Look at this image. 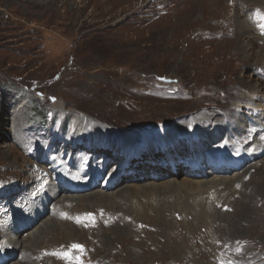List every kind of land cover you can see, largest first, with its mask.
Here are the masks:
<instances>
[{
	"label": "rangeland",
	"instance_id": "rangeland-1",
	"mask_svg": "<svg viewBox=\"0 0 264 264\" xmlns=\"http://www.w3.org/2000/svg\"><path fill=\"white\" fill-rule=\"evenodd\" d=\"M237 1L255 2L0 0V210L17 208L37 196L46 173L37 154L54 147L64 155V162L91 160L104 167L94 188L76 194L82 199L57 193L59 199L73 198L61 208L64 217H97L101 212L109 217L89 235L63 225L48 230L43 246L78 238L84 244V264H184L185 253L192 255L191 264H211L205 257L209 249L216 255L215 264H264V89H258L256 79L264 75V66L252 80L246 74L247 81L241 79L246 66L264 63V46L258 47L249 34V42L244 39V48L239 47L236 30L224 22L232 16L234 22L239 20L232 13ZM253 7L264 13V8ZM248 19L255 28L264 27L262 20ZM236 79H241V87L255 91L242 90L245 94L240 98L238 91L228 88ZM65 119L66 124H59ZM181 123L192 129L203 127V132L219 129L221 136L208 149L247 162L241 169L219 172L210 164H200L190 172L175 157L174 166L179 168L172 169L158 143L162 138L158 130L165 126L171 131ZM239 123L246 128L237 130ZM75 124L82 129L80 145L73 142ZM95 129L104 142L90 152ZM258 135L261 145L244 150L251 146L248 138ZM116 140L122 147L130 146L131 162L117 178L118 185L108 188L112 182L108 173L117 164L118 157L110 154ZM148 141L153 145L149 150ZM194 141L189 146L185 138L179 142L180 158L189 154L194 158L199 147L207 149L204 141ZM151 152L156 158L150 157ZM29 164L35 166L34 179L14 185L32 169ZM156 164L168 170L160 175L154 170ZM129 174L134 178H126ZM184 179L200 182L201 190L186 195L177 187L162 194L166 186H179ZM140 187L145 192L132 195ZM100 190L114 199L98 203L83 199ZM178 194L189 204L206 206L207 217L195 214L193 208L194 213L181 214L176 205L178 215L166 213L171 225L157 223V227L159 215L148 204ZM57 199L49 202L50 208ZM50 218L46 214L43 220ZM144 224L151 227L146 234ZM155 226L159 234L153 231ZM36 227L24 230L33 232Z\"/></svg>",
	"mask_w": 264,
	"mask_h": 264
},
{
	"label": "bare ground",
	"instance_id": "bare-ground-1",
	"mask_svg": "<svg viewBox=\"0 0 264 264\" xmlns=\"http://www.w3.org/2000/svg\"><path fill=\"white\" fill-rule=\"evenodd\" d=\"M212 1L213 0H206L207 3H210ZM248 1H250V0H248ZM251 1H255V2L244 3L243 1H241V2L237 1L236 5L232 6V8H233L232 13H233V15L235 13V15L238 17L239 20H236L234 22L232 19V17H233L232 16V17H229V21L228 20L224 21L225 23L230 22L229 25L232 26V28L234 30H236L234 33L237 34L238 43H240L239 47L240 48L242 47V49L244 47L241 44L243 43L244 39H246L248 41L249 37H247V35H249V34L254 35V36H250V35L249 36H250L251 40L256 38L253 41L256 43V45H258V47L262 48L264 46V27L257 29L253 26V24L248 19V16L249 17L251 16L257 20L260 19V20H262V22H264V18H263L264 13H261L260 11L255 10L253 7V6H258V7L263 9L264 8V0H251ZM256 2H259V3H256ZM234 23H235V27H233ZM247 32H248V34H247ZM249 50H250V48H249ZM260 52H259V55H257V57L261 56ZM245 57H247V56H245ZM262 66H264V63L262 65L258 64V63L253 64L250 66V68H249V66H246L245 67L246 70L243 71L241 79H243V76H245V74H246L247 79L252 80L253 76L256 75L254 73L258 72ZM249 71L252 72V75L244 73V72H249ZM241 79L234 80L232 83V87H228L229 89H232V91H238L240 98L244 97V94H245L243 92H242L243 94H241L242 90H248L249 92H251L252 90L255 91V89H252L250 87L248 89L241 87L240 84H238V82H241ZM247 79L244 78L243 80L247 81ZM256 79L259 82V84L257 86L258 89L263 90L264 89V75L256 76ZM252 94H255V93H252ZM244 100H245V98H244ZM214 115H216V114H214ZM204 120H206V119H204ZM208 120H209V118H208ZM74 126H75V128L74 127H71V128L77 132V135H76V138L74 139L73 142H75V144H77V145H80V142H81L80 134L82 132V129L79 126V124L78 125L75 124ZM202 128L203 127H199V129H192V128L188 127L187 124L181 123L179 126L172 129L171 131L165 130L166 129L165 126L163 128H161V130H158L159 134L162 136V138L159 140L160 142H158V143H161L164 146V148L166 150V154L170 159V162L172 161L171 162V166H173L172 169H175V168L178 169L179 168L176 165H175L176 167L174 166L173 162H174V160H177L175 157L180 159L184 163L183 166L188 167L189 168L188 170L190 172H193L195 169L199 168L200 164H211L213 166V170L215 172L223 171L224 169H227V168L231 169V168L238 167L241 169V167L243 165H245V163L247 161H245V158H243V157H235V158L230 159L229 156L225 155L223 152L219 151L218 149H216V150L208 149L210 146H213L215 144V142H216L215 138L221 136L220 134L222 132L217 128H212L208 132H203ZM245 128H246V125H243L240 123L236 127L237 130H243ZM98 131H99L98 129H95V131H94L96 137H94V143H93V145H91L92 149L89 150L90 152H96L99 150V148H102L101 144L104 142V137L101 136L100 132H98ZM247 131H248V134L246 136H250L249 132H252V131L249 129ZM258 137L253 138V139H252V137L248 138L249 139L248 144H251V146L249 148H245V146H244L243 147L244 150L247 151L249 149H255L258 146H260L261 142H262L261 141L262 138L260 135H258ZM184 138L186 139V145L187 146H189V144H192L193 142H195L194 140L196 139L197 143H198L197 140H200L202 142L204 141L207 149L203 150L201 147L198 146L199 149L197 152V156H195L194 158H191L193 156H190V154H189V155H186V158H180L181 157L180 154H181V150H182V144L179 142L181 140H183ZM225 143L231 144L227 140L225 141ZM121 145H123V143L119 142V140H116L114 147H113V151L110 153L113 157H118L117 158V164L108 173V176H107L108 178L111 177L112 180H114V181L117 180V178L121 175V173L125 172L126 166L129 165L131 162L130 158H131L132 152L130 150V146L126 145V147H122ZM193 145L196 147L195 144H193ZM145 147H147L149 150V149L153 148V145L148 141V142H146ZM184 147H185L184 150H186L187 147L186 146H184ZM188 149L191 150V148H189V147H188ZM189 153H191V155H193L192 152H189ZM150 157L156 158V156L152 152H151ZM121 159H122V161H121ZM160 160H162V159L158 158V161H160ZM240 160H242V163L240 162ZM56 162H57V160H56ZM66 163H64V162L60 163V161H59L60 166L64 164V167H62V170L60 172H57L54 174L61 175L63 177H67L68 179H71L73 184H76V185L82 187L81 190L68 192L65 188H61L58 184V182H59L58 178L59 177L58 176L49 177L50 175H53V172H51L50 169L47 168L45 170L43 169V171L46 172L44 174L45 179H44V181L42 180V182L40 183L41 187H40V190L37 191V196L32 195L31 198L26 199V202L23 204L21 203L20 205H18L17 208L12 207V209L8 208L4 211L0 210V228L2 230V231H0V233H1L2 239H3V241L1 240L0 248L3 249V251L6 254V255L3 254V256L0 257V264H27V263L29 264L30 262H32L34 260L36 262H38L39 264H43L45 262L48 264H53L54 261L56 263L62 262L63 264H84V260H85V249L83 247L84 244L82 243L83 241H80L78 238L73 239L71 242H67L64 245L59 244V245L54 246V247H46V246L42 245L43 241H44V237L47 235V234L45 235V233H47L48 230H51V231L53 229L59 230V226L63 225L65 227H71L72 229H74L76 231L80 229L81 232H84V233L89 235L90 233H93L94 231H96L94 228H95V226L99 225V222L105 221V218L109 217L107 214L102 213V212L99 213L101 215H98L97 217L80 216L79 218H73V219H69L68 217L67 218L64 217L67 215L61 212V208L64 207L68 201L71 202V200H73V198L63 197V198L59 199L57 197V193L64 194L65 192H67L65 194H75L74 195L75 199H82V197H80L76 194H79L81 192L85 193V192L91 190L92 188H94L96 183H97V180H96L97 177H99L100 174L104 172V167L101 164L96 167L95 163L91 160L88 161V164L82 162L81 160L80 161H78V160L72 161L71 165H69V163H67L68 164L67 165ZM29 167H32V169L29 170L28 174L27 175L23 174V176H24L23 179H17V183L14 182V185H18V186L26 185V182L29 183L31 180L34 179V176H35L34 175L35 174L34 167L35 166L33 164H31V165L29 164ZM95 168H96V170H94ZM253 168L256 169V167H253ZM67 169L75 174L73 176V178H71L68 175V173L66 172ZM129 169H131V168H128V170ZM154 170L156 172H159V174H160V171H161V173H164V172H162V170H168V169L163 168L162 165L156 164V165H154ZM131 171L133 172V174H135V170H131ZM259 173H260L259 171L256 172V174H259ZM133 174H129L128 176L126 175L127 176L126 178H130V177L134 178ZM171 174H172V172H171ZM138 176H140V174ZM255 176L256 175H251V178H255ZM236 179L237 178L235 177L233 180H236ZM241 179L242 178H240V180ZM191 182L192 181L190 179H184L183 181H181L179 183V186H176L175 183H173L174 185L172 184V185L166 186V188L163 187L164 189L162 190L163 191L162 194H165L166 191L168 194L173 193L176 191L175 189L177 187H178V190L183 191L186 195L189 192L191 193V191L193 189L201 190L200 188L202 187V184L199 185L200 182L199 183H191ZM220 182H223V180H221ZM113 183L114 184L108 188H112V187H115L116 185H118V182H113ZM176 184H177V182H176ZM47 185H48V187H46ZM56 185H58L57 188H55ZM163 186H165V185H163ZM143 190H145V187H140L139 189H136V191L132 192V195H135V193H136L137 196H139L140 194H143V192H145ZM123 191H125V190H123V188H122L120 190L122 195L125 194V192H123ZM154 192H156V194H160L156 190H154ZM30 193H31V191L29 190V194ZM129 194H130V192H129ZM178 195L179 196L170 198L169 201L163 200V201H161V203H159L160 201H158V200H160V199L158 198L157 200H155V201H157V203L148 204L150 209H152L153 212H156V214L159 215V218L157 220H155L157 227H158V224H165V225L167 224V226L171 225V222H172L171 218L166 217V215H167L166 213L170 212L173 215L174 214L178 215L177 210L175 208L176 205L178 207H180L181 214H192L193 211H191V209L193 208L195 214L200 213L201 215H204L207 217V213L205 212L206 206H204L203 204H199V203H194L193 205L189 204L188 203L189 201L186 200L184 197H182L181 194H178ZM55 198L56 199L58 198V199L56 200V202L53 203L52 207L50 208L49 202L55 200ZM85 198H89L90 200L93 199L97 203L103 202V201L105 202L107 199L109 200V198L114 199V197H112V195H107V193H104L101 190H100V192L97 193V195H95V197L90 196V195L89 196L85 195L83 197V199H85ZM95 206L97 208L101 207V206H97V205H95ZM243 209L244 208H242V210ZM96 212L98 213L99 210H97ZM243 213H244V211H243ZM248 213L249 212L246 209V212L244 214L248 215ZM46 214H48L49 217L52 218V219L50 218L51 221H46L47 219L43 220V217ZM244 214H242V215H244ZM199 215L197 218H199ZM57 219H59L60 221H58ZM144 223H146V222H144ZM36 224H37V227L33 232H31L29 230H27L28 231L27 232L25 229L24 230L25 232L21 231L20 235L19 234H15V235L13 234V232L15 230H18L21 227L22 228H28V227H30V226L32 227ZM146 224H148L149 226H152L149 223H146ZM148 225H145V224L143 225V227L147 226L145 229H148V230H144V234L148 233L149 229L151 228ZM156 226L153 228V231L157 230ZM155 232L157 234H159L157 231H155ZM26 237H28V239L23 240ZM175 238H176V235H175ZM217 241L220 242V240H217ZM238 241H240V240L238 239ZM27 242H29V243H27ZM143 243L144 242H142V244ZM76 245H79L80 247H75ZM240 246L241 245H239V247ZM209 250L210 251H207V254H205V257H206L207 261H209L211 264H215L214 262L217 260V258H216V255L211 252L214 250H211V249H209ZM244 256H246V255H244ZM4 258H7L6 261H2V260H4ZM191 259L193 260V257H192V255H190V253L184 254V264H191L192 263Z\"/></svg>",
	"mask_w": 264,
	"mask_h": 264
},
{
	"label": "snow or ice",
	"instance_id": "snow-or-ice-1",
	"mask_svg": "<svg viewBox=\"0 0 264 264\" xmlns=\"http://www.w3.org/2000/svg\"><path fill=\"white\" fill-rule=\"evenodd\" d=\"M75 247H80L79 245H76Z\"/></svg>",
	"mask_w": 264,
	"mask_h": 264
},
{
	"label": "trees",
	"instance_id": "trees-1",
	"mask_svg": "<svg viewBox=\"0 0 264 264\" xmlns=\"http://www.w3.org/2000/svg\"><path fill=\"white\" fill-rule=\"evenodd\" d=\"M37 113V112H36Z\"/></svg>",
	"mask_w": 264,
	"mask_h": 264
}]
</instances>
